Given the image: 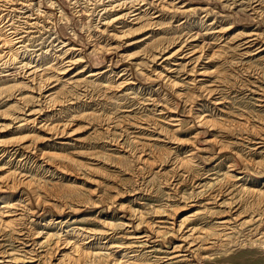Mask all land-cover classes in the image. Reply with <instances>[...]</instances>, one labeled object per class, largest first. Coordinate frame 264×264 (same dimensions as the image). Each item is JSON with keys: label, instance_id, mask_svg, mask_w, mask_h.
<instances>
[{"label": "rangeland", "instance_id": "1", "mask_svg": "<svg viewBox=\"0 0 264 264\" xmlns=\"http://www.w3.org/2000/svg\"><path fill=\"white\" fill-rule=\"evenodd\" d=\"M163 1L0 0V57L8 52L2 47V34H10L14 39L20 38L26 47L17 56L18 62H24L31 67V70L26 69L24 75V71L19 64H11V68L6 69L7 71L3 72V76H0V90L13 86L12 91L9 90L10 92L3 94L0 98V113L1 115L5 113L0 117V125H9V128L0 132V140L11 142L20 139L33 140L31 137L37 138L36 145L42 148V151L50 153L52 158L48 163L42 162L39 158L25 159L20 162L18 161L21 158L19 156H12L11 158L10 156H4L3 160H0V164L5 166L2 174L5 171H12L19 167L17 169L24 170L23 172L26 173V181L28 179L32 183L28 185L21 184L20 189H0V204L1 201L10 200L11 203H18L33 210L32 213L26 212L23 216L24 218L19 220L18 226L24 227V229L22 228L25 231L23 236L26 238L24 240L31 239V235L27 236L26 234L27 232L31 234L32 230H35L50 234H60L62 238L64 236L68 237L75 243L90 240L89 242L95 246L93 249L111 253L110 249L104 247L106 244L104 238L96 239L99 236L97 234L91 236L90 239H83L85 232L81 229L100 231L105 229L103 226L104 222H109L113 225V239L129 244L132 241L130 236L135 232L132 229L133 226L129 227V225L136 220V218L132 220L129 208L132 207L140 212L144 218L150 219L155 217L153 213L154 207L165 206L164 208L167 210H173L174 207L176 208L181 204L173 197H169L173 191L167 188L168 186H165L167 184L165 179L173 177L176 172L172 170L173 168L169 164H163V159H166L169 154L160 143H157L154 147L152 146L156 159L158 158L157 163L149 161L146 164H140L141 167H137L130 161L128 162V160H121L119 166L114 167L115 162L117 163L121 158L115 154L117 152L111 151L114 150V146H106L107 143L104 142L103 138L109 136L110 139L118 140L120 139L119 135H121L119 134L120 131L114 126L112 131L101 134V128L96 125H100V121L109 117L112 119L117 117L115 125H124L123 118H144V116H149L152 113V107L146 106L151 104V102H147V98L152 95L151 91L154 88L157 89L160 86L157 83L149 84L147 75L150 76L153 69L160 72L159 65L162 63L161 60L155 63L149 61V59H152L150 56L153 53V51H150L152 49L150 45L154 41L163 38L167 45L173 43L175 45L182 43H190L194 46L206 45L207 56L202 60L199 68L206 65L211 67V70H214L220 67V62L216 59L211 62L208 61L213 52L217 50V45L227 44L228 40L243 31L257 30L264 37V0H166L167 4H164ZM170 3H173V6L169 5ZM112 6H115L116 10L121 7V11L106 12L107 9H111V12L116 11L113 10ZM131 6L137 9L142 8L141 22L132 21L134 19L132 17L128 20L114 23L108 26L109 28L106 30L104 22L108 21L110 16L116 17L121 12L129 13L131 12ZM192 9H197V11L190 15L181 13ZM204 12H207V17H204L206 16ZM151 23L154 24L149 27ZM130 28H133L132 32L136 31L135 34L130 35L131 33H128ZM210 28H217L218 30L229 29L230 38L228 39V36L223 38L208 35L207 32ZM105 30L106 32H104ZM192 37L196 38V40ZM132 42L135 43L130 44ZM95 45H97V49L101 47L105 48L106 51L90 55ZM237 45L236 43L235 47ZM230 46H233L232 43ZM71 47L83 52H76L75 50L74 53L66 56H71V58L72 56L74 58L83 56V62L81 61L76 65V68L59 79L61 83L60 81H56V83L52 79L58 76L59 71L65 66L64 64L68 58H65L63 52ZM238 52L232 58L234 63L232 68L228 66L220 68L225 76V83L229 87V92L226 94L225 101L223 100L224 104L222 106H224L222 109L219 111L215 110L213 115L214 118H219L220 115L218 113L225 112V115H228L230 120H236L235 116L245 111L253 120L252 122L258 124L256 123L257 120H264V102L257 101L258 97L250 92L249 89L252 90L254 88L252 85L256 79L264 81V60L261 58L264 57V52L249 60L247 59L250 57H242L245 58L242 59L238 56L243 51L238 50ZM87 59L88 61H85ZM2 64L0 62V69H3ZM210 64L211 66H209ZM81 69L84 70L77 75L76 72ZM136 69L138 72H135ZM249 69H251L250 73L245 72V70ZM95 70L105 72V78L101 80L104 84L113 85L114 81L116 79L119 81V77L123 75V79L127 78L137 86L135 88L130 86L121 90V92H117L115 89L104 90L97 88L98 86H92L96 87L91 88V96L93 98L91 103L94 104L88 109H84L82 106V109L74 110L71 108L74 105L69 104V101L66 102V100L83 94L85 88H83V85L77 87L76 82L87 78L95 79L96 77H88ZM46 79L52 80L49 90L39 96L37 87ZM160 91H163L164 95L167 93L163 89H160ZM51 98L54 102H52L53 100L49 101ZM47 99L50 103L45 102ZM84 99L82 98L81 101H84ZM26 100V104L37 103L36 105L34 103L30 105L33 109L39 108L38 104H50L45 109L49 111H47L50 117L49 121L52 120L53 123L66 121L69 123L67 134L63 137L55 138L53 142H43L40 140L44 136L43 132L33 130L30 125L29 127L17 128L19 122H14L12 117L20 116L18 114L19 108L23 107L22 103ZM89 101L87 100V103H90ZM59 109H63V112L60 113ZM212 109L209 111L212 112ZM210 112L205 111L206 114H211ZM91 113L95 115L92 116ZM89 114L93 119L95 118L91 120L94 125L96 124L94 127H97V129H94L89 124ZM190 126V121L185 118L183 133L179 136L181 139L187 140L193 136L195 129H191ZM213 134L215 133L208 132L202 138H212ZM102 135L103 138H101ZM237 138H239V135H237ZM237 138H231L236 144L232 145L231 148L227 147L225 149L226 152L223 150L220 154L216 152V149L211 148L207 152L202 153L205 162L203 163L201 159V164L197 163L198 169L197 171L194 169L195 173L190 178L184 176L173 177L171 179L173 184L175 185L178 182L175 186L176 190L189 193L195 181L205 182L211 180L213 172H217L218 169L219 172L225 170L226 166L232 161V151H236L234 153L238 152L237 154L242 156L241 159L251 173L264 176V171H262L264 169L262 166L264 165L262 163L264 162V148L257 149L255 154H249L248 149L257 147L259 144L254 146L252 143L254 140L246 141L243 138L245 140L243 141L242 138ZM184 147L187 150L190 148L188 146ZM119 153L121 154V152ZM93 157H97L100 162L93 160ZM250 158L252 162L254 160L260 162V168H253L249 165L252 163ZM9 159L11 160L9 161ZM103 159L109 161L107 163L104 161V163ZM217 162L222 164L217 165ZM84 163L95 169L93 171L88 170V173L87 171H78L77 164L86 167ZM233 174L238 176V172ZM28 188L30 191L33 189L35 192L30 193ZM36 196L39 201L36 200ZM119 204H124V207L119 209ZM244 205L247 207L253 204ZM188 210L183 209L177 215L182 216ZM170 220L172 219L169 218ZM128 223L130 224L127 225ZM76 228L79 232H70V234H65L64 232L67 230L73 231ZM1 229L0 252L7 249L10 251L12 248L19 247L17 237L22 235H18L19 233L17 234L14 230L7 229L5 231V229ZM80 231H82L83 235H81ZM139 231L145 232L146 229L140 228ZM256 237L252 233L249 234L247 230L235 234L233 237L234 242L226 247L215 248L208 255H217L215 256L217 258L213 257L215 258L214 261L207 259L205 264H264V243H261L263 239L255 240L252 243L251 240L257 239ZM176 242L178 240L174 239L171 243ZM158 244L155 241L154 247L142 248L134 246L132 250L135 251L132 253L138 254L139 250H142L140 252V255L142 254L141 258L147 257L146 259L150 263H154L153 254L162 250L159 249ZM89 245L85 243L84 247L91 249ZM148 245H152V243L150 242ZM61 246L57 248L63 249L64 247ZM30 247L25 246L26 249ZM45 248L46 253L43 259L41 258L44 262L43 264H54L56 262V254L48 247ZM121 252L122 250L117 251V256ZM182 260H175L167 264H182L186 259Z\"/></svg>", "mask_w": 264, "mask_h": 264}, {"label": "bare ground", "instance_id": "2", "mask_svg": "<svg viewBox=\"0 0 264 264\" xmlns=\"http://www.w3.org/2000/svg\"><path fill=\"white\" fill-rule=\"evenodd\" d=\"M163 2L164 4L168 3L166 0ZM169 5L173 6V3H170ZM112 8L113 10H116L115 6H112ZM110 10L111 9H107L106 12L114 13L121 11V7L116 11L111 12ZM194 11H197V9L189 11L186 10L181 13L190 15ZM141 12L142 8L137 9L134 6H131V12L129 13L121 12L119 15H116V17L110 16L111 18L109 17L108 21L104 22V27H106L107 30V28H109L108 26L122 20H128L132 17L134 18L132 21L135 20L136 22H141ZM204 13H206V16L204 17H207V12ZM153 24L151 23L149 27ZM106 30L104 32H106ZM132 30L133 28H130L128 32L131 33L130 35H133L136 32H132ZM228 30L229 29L218 30L217 28H210L207 33L208 35H212L214 37L226 38L228 36L229 39L230 34H228ZM198 35L200 36V34ZM193 39L196 40V38ZM1 40L3 43L2 47L8 50V52L0 57V62L3 63V69H0V76H3V72L5 73L6 69L11 68V64H19L25 75L26 69L31 70V67L24 62H18L17 60L19 53H21L23 49H26L24 42L20 38H12L10 34H2ZM133 43L135 42L130 44ZM231 43L233 46H230ZM236 43L238 45L235 47ZM150 47L152 48L150 51H153V53L150 56L152 59H149V61L155 63L161 60L162 62L159 65L161 69L160 72L153 69L151 71V75H147L149 84L157 83L160 86V88L157 89L152 87L154 88V90L151 91L152 95L147 98V102H151V104L146 106L152 107V113L149 116H144V118H123L124 125H115L117 117H114V119L110 117L106 118L105 120L100 121V125L95 124L97 127L101 128V134L112 131L114 126L120 131L119 134L121 135H119L120 139L118 140L110 139L109 136H106L105 138H103V135L101 136L104 142L107 143L106 146H114V150L111 151L114 153L117 152L115 154L119 155L118 157L121 158L117 163L115 162L114 167L117 165L119 166L121 160H128V162L130 161L137 167H141L140 164H146L149 161L156 162L158 158L156 159L152 148L154 145H157V143H160L169 154L166 159H163L164 162H161H163V164H169L170 167L172 166V170L176 172L173 177L176 178L177 176H184L186 178H190L195 173L194 169H196V171L198 169L197 163L200 165L201 159L203 160V163L205 162L202 153L207 152L211 148L216 149L217 153H220L223 150L226 152L225 149L227 147L231 148L232 145L236 144V142L231 140V138H237V135H239V138H242V140L243 138L246 141L254 140L252 142L254 146L259 144L257 147L249 148V154H255L257 153V149L264 148V120H257L256 123L258 124H254V122H252L253 120L245 111L235 116L236 120H230L229 116L225 115V112H221V114L218 113V115H220L219 118H214L213 115L215 110L219 111L222 109L224 106H222V104H224L226 94L229 92V87H227L228 85L225 83L226 80L221 67L226 68L228 66L229 68H232L234 66L232 58L235 54L239 53L238 50L243 51L241 55H238L241 58L250 57L247 60L259 55L261 52H264V37L259 31H243L228 40L227 44L217 45V50L213 52L208 61L211 62L216 59L220 62V67H217L214 70H211V67H207L206 65L199 68L200 63L205 56H207L206 45L194 46L190 43H182L179 45H175L173 43L167 45L165 39L161 38L154 41ZM75 50L76 52L82 51L71 47L67 51L63 52V55L66 58L68 57L66 56L67 54L69 55L74 53ZM102 51H106L105 48L98 47L97 49V45H95L90 55L98 54V52ZM107 51H109V49H107ZM19 58L21 57L19 56ZM261 58L264 60V57ZM82 59L83 56L75 58L74 56H72V58L69 56L66 59L67 62L64 64L65 66L59 71L58 76L52 80L55 82L60 81L61 83V80L59 79L68 74L72 69L76 68V65L81 61L83 62ZM85 61H88V59ZM209 66H211V64ZM82 70L84 69L76 72L77 75ZM250 71L251 69L245 70L247 73H250ZM125 72L127 71L125 70ZM135 72H138V70L136 69ZM104 73L105 72L95 70L88 75V77H96L95 79L87 78L76 82L77 87H81L83 85L85 90L83 91V94L76 95L73 98L66 100V102L69 101V104L74 105L71 108L74 110H80L83 107L84 109H88L94 104L91 103L93 102L91 88L96 87L92 86H98L97 88L104 90L115 89L117 92H121V90L130 86H134V88L137 86L134 82L128 80L127 78L123 79V75L119 77V81L116 79L117 82L114 81L113 85L104 84L101 82L102 78H105ZM52 80L46 79L39 84L37 87L39 96H42L45 91L49 90V85ZM252 86L254 88L252 90L249 89V91L256 94L258 97L257 101L264 102V81H262V79H256ZM12 87L13 86H8L1 89L0 98L3 94L5 95V93L10 92L9 90H11ZM160 89L165 90L167 93L164 95L163 91H160ZM11 93L9 94L11 95ZM82 98L90 100V103H87V100L85 99V102L81 101ZM51 100L53 99H49V101ZM49 101L48 99L45 100V102ZM26 102L27 100L22 103L23 107L19 108L18 114H20V116L12 117L14 122H19V126L17 128L23 126L29 127L30 125L33 130L43 132L44 136L40 139L43 142H53L55 138L63 137L67 134L69 123L66 121L55 123H53L52 120L49 121L50 117L48 116L49 114H47L49 111L45 109L46 107L48 108L50 104H38L39 108L33 109L30 105L34 102H31V104H26ZM52 102H54V100ZM36 104L34 103V105ZM211 108H213L212 112L209 111ZM58 111L62 113L63 109H59ZM205 111L210 112L212 116L211 114H206ZM4 114L5 113H2V115ZM2 115L0 113V117H2ZM91 115L93 116L95 114L91 113ZM91 115L89 114L88 116L90 121L89 124L92 125L94 129H97V127H94L95 125L91 120L93 119ZM185 118H188L190 121V128L195 129L193 136L187 140H183L179 137L180 134L183 133ZM8 126L9 125L1 124L0 132L9 128ZM208 132H214L215 134H213L212 138L203 139V135ZM31 138H33V140L29 141L20 139L5 142L4 140H0V160H3L4 156H10V158L12 156H19L21 157L18 160L20 162L25 159L27 160L32 158H39L44 163H48V161L50 162L52 159L50 157V153L42 151V148H39L38 145H36L37 138ZM184 146H188L190 148L187 150ZM119 152H121V154ZM234 152L236 151L231 152L233 154L232 161L228 164L229 166H226L225 170L219 172L218 169L217 172L219 173L213 172L212 179L209 181H195V183L192 184V189L189 193L186 191L176 190L175 186L178 182L174 185L171 181L173 177L165 179V182L167 181L165 186H168L167 188L173 191L170 193L171 195L169 194V197H173V199L181 203L176 208L174 207L173 210H167L164 208L165 206L154 207L153 213L155 217L146 219L137 210L132 207L129 208V214L132 217V220L136 218L134 223L132 222L131 225H129L130 223L127 224L129 227L133 226L132 229L135 231L130 236L132 241L129 244L113 239V225L109 222H104L103 226L105 229L100 231L81 229L85 232L83 239H90L91 236L99 234L96 239L104 238L106 241L104 247L110 249L111 253H105V251L102 252L96 250L95 248L93 249L95 246L93 243L89 242L90 240H85L82 243H75L68 237L64 236V238H62L60 234H50L48 232L35 230H32L33 232H31V234H29V232L26 234L27 236L31 235V239L28 238L27 240H24V238H26L23 236L25 235V231H23L24 227L18 226L20 223L19 220L24 218L23 216L26 212L32 213L33 210L26 208V206H21V204L18 203H11L10 200L1 201L0 227L3 228V230L5 229V231L7 229L14 230L17 234L19 233L18 235L22 236L17 237V240H19V247L12 248L10 251L7 249L0 252V264H43L44 262L41 258L43 259V256L46 253L45 247L53 250V253L56 254V262L54 264H167L179 259H186L182 262V264H205L207 259L214 261V259L217 258L215 257L217 255H208L209 253L215 250V248L228 246L230 243L234 242L233 237L235 234H239L245 230H247L249 234L252 233L253 236H257V239L251 240L252 243L258 239H263L261 243H264V176L258 175L257 173H251L248 167L245 166L244 161L241 159L242 156H239L240 154H237L238 152ZM161 158L163 157L161 156ZM10 160L11 159H9V161ZM93 160L100 162L97 157H93ZM104 161L107 163L109 160L103 159V162ZM255 162L256 161L254 160L249 165L253 168H260L261 163ZM262 163L264 164V162ZM80 164H77L76 166L78 171L82 170L83 172L87 171L88 173V170L93 171V169H95L90 167L89 164L87 166L84 163L86 167ZM216 164L221 165L222 163L217 162ZM1 165L2 164H0V189H20V186H22L21 184L28 185L31 183L28 179L26 181V173L23 172L24 170H19L17 169L19 167H16V169L12 171H5V173L2 174L5 170V166ZM262 166L264 167V165ZM262 171H264V169ZM234 172H238V176H235L233 174ZM34 192L35 191L33 189L30 191V193ZM36 200H38L37 196ZM248 203L253 205L246 207L244 204ZM118 207L121 209L124 207V204H119ZM183 209L189 210L182 216L177 215ZM174 216L175 218H173ZM169 218L172 220L169 221ZM140 228L146 229V231L140 232ZM75 231H77V228L73 231L67 230L64 232L65 234H70V232ZM80 232L81 235H83L82 231ZM109 234L112 235L109 236ZM174 239H177L178 242L171 243ZM155 241L159 243V249L162 250L161 252L158 251L153 254L154 263H150V261L146 259L147 257L141 258L142 254L140 255V252L142 250H139L140 252H138V254L132 253L135 251L132 250V247H154ZM28 242L30 243L27 244ZM150 242L152 245H148ZM85 243L90 244L89 248L91 249L84 247ZM25 246L31 247L26 249ZM58 246L64 248L59 249L57 248ZM121 250L122 252L118 255V257L116 253Z\"/></svg>", "mask_w": 264, "mask_h": 264}]
</instances>
